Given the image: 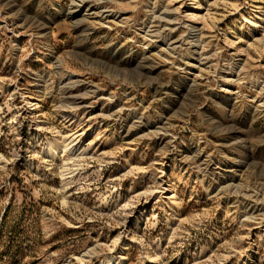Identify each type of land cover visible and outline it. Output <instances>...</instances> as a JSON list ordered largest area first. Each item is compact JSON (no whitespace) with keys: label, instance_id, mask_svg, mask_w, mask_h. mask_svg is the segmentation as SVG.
I'll return each mask as SVG.
<instances>
[{"label":"rangeland","instance_id":"rangeland-1","mask_svg":"<svg viewBox=\"0 0 264 264\" xmlns=\"http://www.w3.org/2000/svg\"><path fill=\"white\" fill-rule=\"evenodd\" d=\"M0 264H264V0H0Z\"/></svg>","mask_w":264,"mask_h":264},{"label":"bare ground","instance_id":"bare-ground-1","mask_svg":"<svg viewBox=\"0 0 264 264\" xmlns=\"http://www.w3.org/2000/svg\"><path fill=\"white\" fill-rule=\"evenodd\" d=\"M72 96V95H71ZM75 98V97H74ZM31 106L33 104V106L37 105V104H34L33 101H31L29 103ZM73 120V119H72ZM63 142H64V150L66 152H76L77 150L79 151V148L75 146V144L73 145L72 144V141H69L68 142V139H63ZM58 149V146L57 145H50L49 148L47 149L48 150V153L50 155H54L56 153ZM75 154V153H74ZM79 155V154H78ZM174 198V195L170 196L169 199H173Z\"/></svg>","mask_w":264,"mask_h":264},{"label":"trees","instance_id":"trees-1","mask_svg":"<svg viewBox=\"0 0 264 264\" xmlns=\"http://www.w3.org/2000/svg\"><path fill=\"white\" fill-rule=\"evenodd\" d=\"M10 254H12V251L11 252H9Z\"/></svg>","mask_w":264,"mask_h":264}]
</instances>
